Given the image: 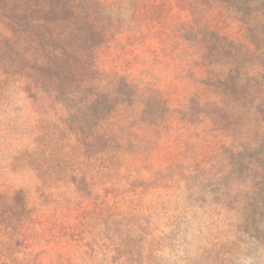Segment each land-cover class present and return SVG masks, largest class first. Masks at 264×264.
I'll list each match as a JSON object with an SVG mask.
<instances>
[{
	"label": "rangeland",
	"instance_id": "obj_1",
	"mask_svg": "<svg viewBox=\"0 0 264 264\" xmlns=\"http://www.w3.org/2000/svg\"><path fill=\"white\" fill-rule=\"evenodd\" d=\"M0 182V264H264V0H0Z\"/></svg>",
	"mask_w": 264,
	"mask_h": 264
},
{
	"label": "trees",
	"instance_id": "obj_2",
	"mask_svg": "<svg viewBox=\"0 0 264 264\" xmlns=\"http://www.w3.org/2000/svg\"><path fill=\"white\" fill-rule=\"evenodd\" d=\"M5 186L4 184H2L0 182V197L2 194H6L7 196H13L12 193H16V191L20 190L21 187L20 186H12L10 188H8V190H4L5 189ZM7 192V193H6ZM1 209V208H0Z\"/></svg>",
	"mask_w": 264,
	"mask_h": 264
}]
</instances>
